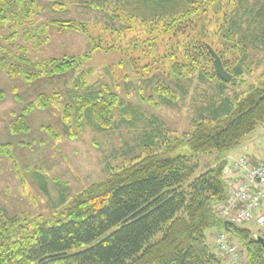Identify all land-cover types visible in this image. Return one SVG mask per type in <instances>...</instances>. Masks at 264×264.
Listing matches in <instances>:
<instances>
[{"label": "trees", "instance_id": "16d2710c", "mask_svg": "<svg viewBox=\"0 0 264 264\" xmlns=\"http://www.w3.org/2000/svg\"><path fill=\"white\" fill-rule=\"evenodd\" d=\"M222 1L50 0L43 4L39 0H0V69L28 83L68 75L64 88L42 91L28 101L9 123L11 132L29 131L31 112L64 101L62 117L68 136L75 137L86 128L103 132L145 122L140 140L150 146L136 162L117 170L109 163L114 171L79 192L55 221L31 224L27 217L0 213V264H222V257L208 241L207 230L214 228L226 230L242 243L248 264H264V246L255 236L264 238V229L258 233L231 221L226 226L217 211L229 197L226 156L264 126V79L251 86L234 110L230 98L206 94L194 106L192 130L182 136L157 116L144 115L123 103L107 84L87 83L93 69L84 65L93 52L114 47L104 46L102 35L91 37L89 49L81 54L38 59L30 56L26 44L19 43L23 36L40 48L51 39L53 27L87 34L88 24L73 17L38 21L47 7L57 13L68 12L69 5L99 10L113 22L108 24L118 36L123 28L115 23L126 28H132L134 22L143 24L151 34L160 31L166 39L164 46L163 40L154 41L165 54L150 50L148 70L154 71L152 76L159 72L169 80H159L152 88L159 103L174 105L175 89L184 97L189 91L179 80L189 79L191 85L195 75L204 84L213 83L218 94L223 93L229 82L217 75L210 48L233 75L232 82L251 71L252 51L264 46V0H237L238 7L222 32L229 46L218 49L207 40L213 28L211 12ZM13 89L21 101L17 88ZM5 94L0 89V99ZM115 110H119L118 121ZM48 129L57 136L52 127ZM10 146L0 144V153L16 163ZM210 154L215 155V164L202 166L201 156Z\"/></svg>", "mask_w": 264, "mask_h": 264}, {"label": "rangeland", "instance_id": "374dc122", "mask_svg": "<svg viewBox=\"0 0 264 264\" xmlns=\"http://www.w3.org/2000/svg\"><path fill=\"white\" fill-rule=\"evenodd\" d=\"M39 1L43 4L50 3V0ZM237 4V0H223L216 10L211 12L212 19L210 18L209 22L213 28L207 40L213 42L218 49L230 45L222 32L225 21L238 7ZM68 8V12L57 13L47 7L39 13L37 20L42 21L53 16L73 17L88 24L87 34L69 28L60 29V32L53 27L50 31L51 39L40 48H35L33 43L25 40L23 36L19 38V43L26 44L30 56L38 59L81 54L89 49L91 37L102 35V44H112L114 47L108 51L99 48L93 52L92 58L84 65L93 69L87 76V83L96 86L107 84L112 91L118 93L123 103H130L144 115L157 116L178 135L184 136L192 130L194 106L200 105L206 94L230 98L234 110L236 103L249 93L251 86L264 79L262 46L252 51L251 71L240 80L227 83L222 94H218L213 83L204 84L195 75L196 79L194 78L191 85L189 79L179 80L189 88L185 97L182 91L175 89L174 105L159 103L161 100L153 88L158 85L159 80L168 83L169 80H166L164 74L156 73L157 71L156 76H152L154 71L149 72L148 62L150 55H153L150 50L153 51L154 48L158 49L157 53L165 54L162 48H158V43H154L161 39V45H165L166 39H162V32L154 31L151 34L149 28L143 24L134 22L132 28H126L123 23L118 22L115 25L123 28L121 36H118L116 30L110 29L108 24L113 22L104 17L101 11L72 5ZM63 76L41 77L28 83L20 76H8L0 69V89L6 91L4 98L0 99V144L10 143V155L16 160V163H13L7 154L0 153V213L27 217L31 224L41 220L55 221L61 217L79 192L114 171L110 169L109 163L117 170L123 164L136 162L139 154L145 155L150 151V146L143 145L140 140L145 122L135 128L121 126L103 132L86 128L75 137L68 136L64 132L62 117L64 101L31 112L28 115L29 131L11 132L9 123L22 112L28 101L35 99L42 91L50 92L54 88L65 87L68 75ZM14 86L22 96L21 101L16 99ZM118 111H114L117 121L120 119ZM49 127L56 131L57 136L51 135ZM242 147L232 152L238 158L243 156L239 154ZM200 161L202 166L206 167L210 161L215 164V155H203ZM42 176L47 183H44ZM238 225L249 227L258 233L264 229L255 222ZM211 230H207L208 241L213 250L222 257V264H228V258L219 251L215 242V237L222 229ZM230 239L241 250L248 264L242 243L234 236Z\"/></svg>", "mask_w": 264, "mask_h": 264}, {"label": "built area", "instance_id": "2783aa9c", "mask_svg": "<svg viewBox=\"0 0 264 264\" xmlns=\"http://www.w3.org/2000/svg\"><path fill=\"white\" fill-rule=\"evenodd\" d=\"M226 159L225 175L230 178L242 172V177L227 200L218 206L219 216L237 224L255 222L264 228V158L253 163L244 155L238 158L230 153ZM215 241L231 264H247L243 253L231 242L226 231L218 232Z\"/></svg>", "mask_w": 264, "mask_h": 264}, {"label": "crops", "instance_id": "0c3cea01", "mask_svg": "<svg viewBox=\"0 0 264 264\" xmlns=\"http://www.w3.org/2000/svg\"><path fill=\"white\" fill-rule=\"evenodd\" d=\"M239 154L244 155L251 159L254 162H258L261 159L264 158V126L261 127L256 134L252 136L240 149ZM208 162V161H207ZM214 163L210 161L208 165H213ZM204 167H206L204 165ZM242 172L237 175H234V177L228 178L229 181V194L232 192L233 188L236 186V184L241 180ZM214 230V229H213ZM212 233L210 232V238L212 240ZM214 242V239H213ZM228 264L229 261H227Z\"/></svg>", "mask_w": 264, "mask_h": 264}, {"label": "water", "instance_id": "95a60500", "mask_svg": "<svg viewBox=\"0 0 264 264\" xmlns=\"http://www.w3.org/2000/svg\"><path fill=\"white\" fill-rule=\"evenodd\" d=\"M210 52H211V55L213 56L214 60H213V64H214V67H215V70H216V73L217 75L224 81L226 82H230L233 78V75L227 71V69L225 68L222 60H221V57L218 55V53L213 49V48H210ZM229 223L228 220L225 221V225L227 226ZM256 238L258 240L261 241V243L263 244L264 246V238L259 235V234H256L255 235Z\"/></svg>", "mask_w": 264, "mask_h": 264}]
</instances>
